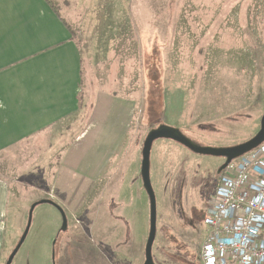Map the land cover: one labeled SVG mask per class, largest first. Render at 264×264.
I'll use <instances>...</instances> for the list:
<instances>
[{
    "label": "rangeland",
    "instance_id": "1",
    "mask_svg": "<svg viewBox=\"0 0 264 264\" xmlns=\"http://www.w3.org/2000/svg\"><path fill=\"white\" fill-rule=\"evenodd\" d=\"M51 1L80 49L82 108L0 156V177L10 188L0 264L19 243L31 206L43 199L65 211L68 229L61 233L56 207L38 206L12 264H144L150 230L140 174L145 139L160 125L206 147L237 146L258 133L264 0ZM224 163L171 140L153 144L155 264H202L205 219L225 174L198 234L186 222L192 214L182 183L203 185Z\"/></svg>",
    "mask_w": 264,
    "mask_h": 264
},
{
    "label": "crops",
    "instance_id": "2",
    "mask_svg": "<svg viewBox=\"0 0 264 264\" xmlns=\"http://www.w3.org/2000/svg\"><path fill=\"white\" fill-rule=\"evenodd\" d=\"M82 79L73 32L48 0H0V156L79 115ZM9 202L0 177V256Z\"/></svg>",
    "mask_w": 264,
    "mask_h": 264
},
{
    "label": "built area",
    "instance_id": "3",
    "mask_svg": "<svg viewBox=\"0 0 264 264\" xmlns=\"http://www.w3.org/2000/svg\"><path fill=\"white\" fill-rule=\"evenodd\" d=\"M259 148L224 171L205 219L202 264H264V147Z\"/></svg>",
    "mask_w": 264,
    "mask_h": 264
},
{
    "label": "water",
    "instance_id": "4",
    "mask_svg": "<svg viewBox=\"0 0 264 264\" xmlns=\"http://www.w3.org/2000/svg\"><path fill=\"white\" fill-rule=\"evenodd\" d=\"M162 139L176 142L196 155L225 159L224 165L218 170V174H221L234 160L257 149L259 146H261L264 143V116L261 119L260 130L258 131V133L249 141L233 147L201 146L196 142L192 141L191 139H189L188 137H186L178 128H174L166 125H160L158 128H155L148 133L142 149V162H141V171H140L143 187L146 190L150 201V230L145 247L144 264H155L153 258V247L157 237V199L151 183L150 170H151V153H152L153 144L157 140H162ZM43 204H50L56 207L63 217V225L61 232H64L68 229V219L66 213L54 201L50 199H43L34 203L29 211L26 229L19 243L17 244L14 251L10 255L6 264L13 263L18 252L20 251L26 239L28 238L32 226L33 214L35 209ZM53 259H54V254H53Z\"/></svg>",
    "mask_w": 264,
    "mask_h": 264
},
{
    "label": "flooded vegetation",
    "instance_id": "5",
    "mask_svg": "<svg viewBox=\"0 0 264 264\" xmlns=\"http://www.w3.org/2000/svg\"><path fill=\"white\" fill-rule=\"evenodd\" d=\"M221 159H223V158H221ZM223 160H225V159H223ZM220 176L221 175L217 173V176H215V178L213 180H210V181H208V182H206L200 186H196L194 183V180L192 182L185 180L182 183V186L186 190L185 191V194H186V202H185L186 210L188 213L192 214V215H190L189 221H186V222L194 229V232L197 234H198V232H201L202 228L204 227L206 204L208 202L209 197L215 191V189L218 185ZM199 193H201V198L198 195ZM61 217H62V214H61ZM62 225H63V217H62ZM66 231H64V232H66ZM61 233H63V232H61Z\"/></svg>",
    "mask_w": 264,
    "mask_h": 264
},
{
    "label": "trees",
    "instance_id": "6",
    "mask_svg": "<svg viewBox=\"0 0 264 264\" xmlns=\"http://www.w3.org/2000/svg\"><path fill=\"white\" fill-rule=\"evenodd\" d=\"M48 3L50 4V6L54 9V11L59 15V12L55 9L53 3L51 0H48ZM60 16V15H59ZM61 17V16H60ZM67 24V23H66Z\"/></svg>",
    "mask_w": 264,
    "mask_h": 264
}]
</instances>
